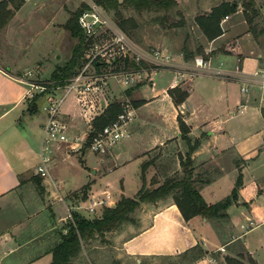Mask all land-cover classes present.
I'll return each mask as SVG.
<instances>
[{
  "label": "crops",
  "instance_id": "1",
  "mask_svg": "<svg viewBox=\"0 0 264 264\" xmlns=\"http://www.w3.org/2000/svg\"><path fill=\"white\" fill-rule=\"evenodd\" d=\"M20 11L18 9L14 12L13 17L0 32L15 21ZM222 35L223 33L211 42ZM210 59L215 66L222 63L226 70L238 67L242 73L247 74L260 68L262 54L252 47L246 53L237 43L229 45L225 51L220 50ZM10 67L0 62V264H51V250L59 243L60 231L65 232L64 226L69 219L66 207H70L71 204L66 196L82 189L88 177L84 170H81L83 173L79 174L78 183H75L74 179L70 182L63 181L64 174L60 172V166L67 158L76 155L78 162L85 167L83 159L85 150L79 149L75 152L77 154H69L68 143L55 145L53 156L48 163V172L50 179L57 184L64 201L55 200V192L49 178L39 176L36 170L40 162L44 113L42 112L39 118L35 117L36 112L29 107L31 100L24 98L26 86L16 80L17 75L11 72ZM165 71L173 74V80L174 72ZM199 76L208 75L200 74L187 78L180 87H187V91L192 92L194 78ZM172 80L165 88L155 89L153 93L154 97L160 95L166 97L172 106V118L170 116V121L164 124V128L160 127L161 131L157 135L143 139L138 116H135L128 127V136L107 155L99 156L100 163L115 166L126 163L131 158L148 157L152 155L154 149H160L161 154L157 160L170 163L169 168L165 169L168 168L167 170L171 172L180 170V155L184 156L186 148L180 139L177 122V115L182 113L181 106L174 105L167 93ZM224 80H233L240 84V88L247 84L246 80L241 78ZM149 86L153 87L154 82H150ZM230 97L235 99L232 100L235 107L228 109L230 116L243 114L250 102L257 104L255 94L252 93L247 96L239 94L235 98L226 95V99ZM242 102L245 106L237 112V107ZM188 105L190 109L188 108L187 113L183 115L184 121L190 128L191 138L200 142L199 147L191 155L194 177L206 203L211 204L223 199L234 186L238 168L232 163L233 160L226 166L228 161L222 155L231 152L239 159L245 160L240 165L242 184L238 189L237 201L228 207L227 221L206 219L201 216L186 221L172 196L153 203H140L132 213V216H137L138 219L132 217L133 221L128 225L136 229L126 232L130 228L123 224L120 228L105 233L99 240L96 238L84 240L82 251L73 259L74 264H91L89 258L91 254L97 264H225L226 256L241 261L243 257L248 258L241 243L245 242L244 239L249 232L264 222V130L259 141L261 145L258 144V139L254 140L255 143L246 142L245 137L240 139L234 134L225 133L220 123L213 118L193 123L191 119L194 118L195 112L197 113L196 107L192 103ZM257 112L264 126L259 104ZM61 115L64 120L70 117L71 123L66 122L68 134L78 131L83 134L86 132L85 128L88 130L89 122L86 127H80L77 131L72 127L74 117L68 112H61ZM205 178H209L210 181L201 183L200 180ZM94 187L95 183L89 185L86 194ZM73 204L79 205V200H75ZM80 210L81 206H77L73 211ZM193 222H197V227ZM250 222L253 225L249 227ZM220 226L226 228L225 233L223 231L221 234L218 233L216 228ZM206 227L212 229L211 235L206 234ZM237 242L240 243L237 247L232 246ZM197 244L205 251L203 256L193 261H185L179 257L181 253ZM206 244H211V247L208 249ZM215 252L217 258L211 255Z\"/></svg>",
  "mask_w": 264,
  "mask_h": 264
},
{
  "label": "rangeland",
  "instance_id": "2",
  "mask_svg": "<svg viewBox=\"0 0 264 264\" xmlns=\"http://www.w3.org/2000/svg\"><path fill=\"white\" fill-rule=\"evenodd\" d=\"M220 1L178 0L177 5L168 11L143 10L139 12L133 8H121L124 18H127L128 26V32H122L138 49L147 52L158 49L169 54L174 62H183L185 60L184 48L195 51L199 46H203L204 49H210L212 47H228L237 43L241 45L244 52L248 53L252 47L253 50L256 49L261 52L262 57H264V13H261V21H259V18L254 19L255 34H252L245 22L243 9L240 4L235 13L230 14L226 21L221 22L223 35L214 42L206 39L196 24L194 17L197 14L208 11ZM255 1L257 3L261 2V0ZM83 2L84 0H24L23 5L19 8L21 11L18 17L8 28L0 32V62L11 66V72L17 76L30 71L31 74L27 75V77L37 82H47L55 66L62 64L70 55L75 39L70 36L63 24L69 17V13L77 9ZM104 12L108 19L116 25L114 22V11ZM117 28L119 27L117 26ZM112 38H114V34L110 29L102 26L96 32L95 41L99 45L107 46L112 41ZM128 59L134 61L131 54L128 55ZM118 62L115 70L133 69L132 67H126L122 60ZM143 75L144 77L136 85L130 87V94H127L126 89H123L116 82L109 81V88L104 91V96L107 100H116L121 103L126 99L131 102L136 98L144 100L143 103L135 107V112L136 116H138L141 137L145 139L157 135L161 131L160 127L164 128V124L170 121V116L172 118L170 101L163 95L154 97L153 93L155 89L165 88L168 82L172 80L173 74L165 70H154L148 71V74ZM187 78L191 77H186L185 80ZM152 81L154 86L150 87L149 83ZM191 87L193 88L192 92L187 91V87L183 89L187 91L186 101L196 107L197 113L195 112L194 118L191 119L193 123L213 118L220 123L225 133L234 134L240 139L245 137V139L247 138L246 142L255 143L254 140L258 139V144H262L259 141L261 140L264 126L257 112V105L259 104V91L257 89L252 88L250 91V93L255 94L257 104L250 102L243 114L237 113L234 116H230L228 109L235 107L233 102L235 99L231 97L226 99V95L229 94V96L234 98L238 97L239 94L245 96L239 91L240 84L233 80H217L208 76H199L194 78ZM145 102L147 104H144ZM180 106L181 114H186L187 105L183 103ZM261 106H264V103ZM41 107L42 98L38 99L37 102V110L34 114L37 118L41 117ZM60 110L61 112H68L74 117L75 120L72 121L74 130L86 127L87 122L90 124L89 117L85 116L73 93L66 96ZM65 120V122L71 123L70 117L65 118ZM85 131H87L86 128ZM68 135L80 136L81 132H72ZM159 151L160 149H154L152 155L150 154L148 157L131 158L126 163L116 164L115 166L113 164L105 165L100 163L99 156L86 149L83 152L85 167L78 162L76 155L67 158L60 166V172L64 174L63 181L70 182L74 179L75 183H78L79 174L82 172L81 170H84L85 174L88 175L85 180L86 184L89 186L95 183V187L91 188L92 191L89 192L88 190V194L85 193L84 199H82V189L71 192L66 196L69 204L73 207L70 211L76 208L73 204L75 200H79V205L83 206L85 205L86 197L92 193H109L114 201H117L122 195L126 197L135 196L142 184V162L158 154ZM75 152L68 149L69 154H77ZM222 157L228 161L225 164L226 166H229L231 160H233L234 162L232 163L237 168H241L240 165L245 161L234 156L231 152L227 155L224 153ZM155 166V173H159V165ZM149 171L150 169L147 170L148 173ZM93 172L95 173L93 174ZM148 173L147 176L153 172ZM79 212L86 217H91V214L83 209ZM132 217L136 220L138 219L137 216L133 215ZM130 223L132 222L124 223V226L128 227ZM193 225L197 227V222H193ZM128 228L130 229L126 232H132L136 229L134 226ZM206 229L207 235L213 233L211 228L206 227ZM225 229L223 226L216 228L219 234H221V231L225 233ZM99 238L101 237H97L96 240H99ZM244 240V244L241 243L245 248L244 254L248 255V258L254 264H264V222L249 232ZM239 244L237 242L232 246L237 247ZM206 247L209 249L211 244H206ZM211 255L217 258L216 252ZM89 258L91 264H97L93 260L92 254ZM248 258L243 257L242 262L249 264Z\"/></svg>",
  "mask_w": 264,
  "mask_h": 264
},
{
  "label": "trees",
  "instance_id": "3",
  "mask_svg": "<svg viewBox=\"0 0 264 264\" xmlns=\"http://www.w3.org/2000/svg\"><path fill=\"white\" fill-rule=\"evenodd\" d=\"M104 11H114V22L123 32H128L127 18H124L121 8H133L139 12L143 10H164L168 11L177 5L178 0H93ZM24 0H0V30L13 17L14 12L23 5ZM242 7L245 22L252 34H255L254 19L259 18L261 21V13H264V0L257 3L255 0H221L218 4L211 7L208 11L197 14L194 17L196 24L208 41L219 37L222 33L221 21L225 16H229L237 11L238 6ZM86 9V5L81 3L74 11L69 13V17L63 24V27L69 32L70 36L75 39V43L71 48L70 55L60 65L55 66L50 73L47 82L55 86H62L75 75L82 66L84 51L87 45L91 43V39L87 38L83 29L78 23L80 14ZM226 46L212 47L204 49L199 46L195 51H190L184 48L185 61L202 56L204 59H210L220 50L225 51ZM124 64L126 67H139L134 61L125 58ZM142 66L146 67L145 64ZM168 94L174 103L178 106L186 102L187 91L182 87L177 86L168 89ZM126 93H131V88L126 89ZM40 99L36 95L31 100L30 108L36 111V102ZM144 100H133L134 107H137ZM121 109L119 101L110 100L108 105L100 114L95 116L91 121L92 131H97L114 119ZM261 116L264 120V107L260 108ZM177 122L180 131V139L182 140L186 150L183 155H180V170H167L170 163L157 160L161 152L148 158L141 164V187L133 197L121 196L113 206H106L98 213L91 214V217H86L78 211H71L70 218L66 222L65 232L60 231V241L51 250V264H74L73 259L76 258L82 251V242L88 239L103 237L105 233L118 229L122 224L133 221L132 213L140 203H153L167 196H172V199L178 207L184 220H189L195 216L205 217L206 219H216L226 221L228 214L227 209L230 205L237 201L238 189L242 184L241 169L238 168V174L230 193L223 199L214 202L206 203L202 198L198 186H196V178L194 177V166L191 158L192 153L199 147V140L192 139L189 135L190 128L184 121L182 114L177 115ZM89 132L88 139L93 132ZM83 151L85 146L81 148ZM167 160V159H166ZM169 160V159H168ZM159 165V173H155V165ZM158 167V166H157ZM165 167H168L165 169ZM153 168V169H152ZM153 171L150 177H147V170ZM150 173V172H149ZM148 173V174H149ZM40 180V179H39ZM201 183H208L209 178L200 180ZM88 184L82 188L83 196ZM205 254L201 245L197 244L192 248L184 251L179 255L185 261H193ZM225 264H245L238 258H224ZM249 264H254L251 259H247Z\"/></svg>",
  "mask_w": 264,
  "mask_h": 264
},
{
  "label": "built area",
  "instance_id": "4",
  "mask_svg": "<svg viewBox=\"0 0 264 264\" xmlns=\"http://www.w3.org/2000/svg\"><path fill=\"white\" fill-rule=\"evenodd\" d=\"M83 3L86 5V9L80 14L78 23L86 37L91 39V43L87 45L84 51L83 63L79 71L62 86L32 80L27 77L31 74L30 71L15 77L17 81L26 86L25 99L33 100L36 95L42 98L41 110L44 113L45 121L42 127L40 162L36 170L39 176L49 178L55 192V200L64 201L57 184L50 179L48 172V163L53 156L56 144L68 143L72 152L85 146L86 150L102 157L128 136V127L135 119L136 112L133 103L127 99L122 103L120 102L121 109L114 119L99 130L92 131L91 121L102 112L110 101L104 96V91L109 88V81H114L123 89H128L136 85L144 77L143 74L146 75L148 71L154 70H172L174 72V78L168 89L180 86L186 77L200 74L224 79L241 78L245 79L247 84H243L240 91L247 96L252 88L257 89L259 91V108L264 107L261 106L264 103V57H262L260 68L247 74L242 73L238 67L234 70H226L222 67V63L215 66L212 64L211 59H204L202 56H195L188 61L174 62L169 54L158 49L151 52L138 49L108 19L104 10L98 4L93 0H84ZM227 18L228 16H225L222 21ZM102 26L107 27L114 34V38L107 46L99 45L95 41L96 32ZM130 54L139 67L128 70H115L118 61H123ZM143 64L146 67L142 66ZM70 93L74 94L77 102L82 107L83 113L89 117L90 121L88 130L80 136L68 135L67 124L60 112L64 99ZM101 100H103V106H101ZM244 106L245 103H240L237 112ZM90 131L93 134L88 139ZM114 204L115 201L112 199L111 194L92 193L86 197L85 205L81 208L89 214H95L102 208ZM77 206L75 205V207ZM72 208V206L66 207L68 218L71 216L70 210ZM248 225L250 227L253 223L250 222Z\"/></svg>",
  "mask_w": 264,
  "mask_h": 264
},
{
  "label": "water",
  "instance_id": "5",
  "mask_svg": "<svg viewBox=\"0 0 264 264\" xmlns=\"http://www.w3.org/2000/svg\"><path fill=\"white\" fill-rule=\"evenodd\" d=\"M185 104L187 105V107L190 109V107H189V105H188V103L187 102H185ZM104 104H103V100H101V106H103Z\"/></svg>",
  "mask_w": 264,
  "mask_h": 264
}]
</instances>
